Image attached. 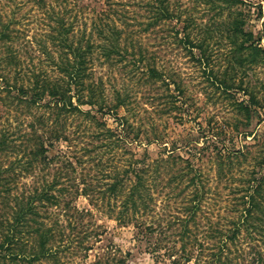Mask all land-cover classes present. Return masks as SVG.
I'll use <instances>...</instances> for the list:
<instances>
[{"label": "rangeland", "instance_id": "obj_1", "mask_svg": "<svg viewBox=\"0 0 264 264\" xmlns=\"http://www.w3.org/2000/svg\"><path fill=\"white\" fill-rule=\"evenodd\" d=\"M0 264H264V0H0Z\"/></svg>", "mask_w": 264, "mask_h": 264}, {"label": "trees", "instance_id": "obj_2", "mask_svg": "<svg viewBox=\"0 0 264 264\" xmlns=\"http://www.w3.org/2000/svg\"><path fill=\"white\" fill-rule=\"evenodd\" d=\"M159 9H161V15H159V16H162V17H170V12H168V10L167 9H169L168 7H167V5H166V3L164 2V1H161V2H159ZM238 30H239V24L236 22L235 24H234V33L236 32V34H237V32H238ZM252 38H253V33L251 32V31H247V41L248 40H252ZM251 45H253V41H251L250 42V46ZM254 48H256V46H254ZM78 54V56H80L79 55V53H77ZM74 66H76V63H75V65H73V69H72V71H75V70H77V68L76 67H74ZM72 71H70V73H74V72H72ZM152 72L154 71V69L153 70H151ZM44 88H45V86H44ZM224 88H228L227 86H225ZM19 92H24V90L23 89H21V88H18L17 89ZM43 92L42 91H39L38 93H36L37 95H38V98H41L42 97V95H39V94H42ZM49 94H51V95H53V96H57L58 97V99H55V101H56V103H53L55 106H57V107H59V108H64V107H69V108H72V109H78V107H76V105H73L72 103H71V101L70 100H66L65 98H64V94H65V92L64 91H59L58 89H57V87H54L53 89H51V91H50V93ZM66 97H69V96H66ZM250 98H252V97H250ZM33 100L35 101V98H33ZM248 101H250V100H248ZM248 101L246 102V103H248ZM253 101H250L249 102V104L247 105V104H245L244 106H243V108L247 111L248 109H249V107H247V106H252L254 103H252ZM136 189V187H133V189H132V191L130 192V194L129 195H131V196H133L134 195V190ZM251 207H256V204L255 203H253L252 205H251ZM250 210V212H251V209L250 208H248L247 209V211H249ZM235 228H237V225L235 226Z\"/></svg>", "mask_w": 264, "mask_h": 264}]
</instances>
